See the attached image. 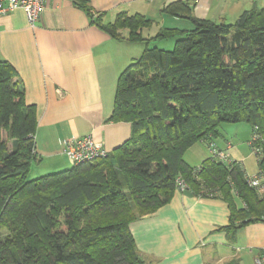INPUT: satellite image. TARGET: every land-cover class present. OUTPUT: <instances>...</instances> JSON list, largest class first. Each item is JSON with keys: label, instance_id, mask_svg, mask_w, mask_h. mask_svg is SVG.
<instances>
[{"label": "trees", "instance_id": "obj_1", "mask_svg": "<svg viewBox=\"0 0 264 264\" xmlns=\"http://www.w3.org/2000/svg\"><path fill=\"white\" fill-rule=\"evenodd\" d=\"M89 1L77 0L112 38L145 43L118 78L109 118L130 122L132 134L106 157L28 178L39 159L37 110L14 66L0 58V264H148L130 225L168 204L179 176L194 193L228 204L231 235L264 222V197L237 161L184 159L200 141L220 148L212 139L222 123L247 122L250 140L256 129L260 135L255 155L264 171V6L230 23L194 17L186 2H173L164 11L193 28L145 37L153 20L120 12L104 21ZM161 39H174V47H158Z\"/></svg>", "mask_w": 264, "mask_h": 264}, {"label": "crops", "instance_id": "obj_2", "mask_svg": "<svg viewBox=\"0 0 264 264\" xmlns=\"http://www.w3.org/2000/svg\"><path fill=\"white\" fill-rule=\"evenodd\" d=\"M177 1L186 2L194 17L230 23L256 2L90 0L89 6L92 14L100 13L104 21H113L120 12L141 13L153 20L145 29L155 27L154 30L148 33L143 30L145 37H152L163 27L193 28L190 19L164 11ZM127 33L124 30L125 36ZM144 48L143 41L112 38L93 22L88 10L77 0H46L33 26L22 8L0 17V58L14 66L25 87L26 101L37 110L36 163L48 160L39 174L73 166L64 151L69 140L91 134L112 151L131 136L130 122L109 118L120 74L141 56ZM233 127L235 135L221 132L212 140L223 149L230 142L231 160L244 162L250 152L243 148L241 140L251 136L252 127ZM219 137L221 140H216ZM207 142L192 145L184 159L192 166L199 165L211 155ZM242 163L240 166L247 175L250 172ZM229 223L230 209L222 199L203 197L190 189H176L168 204L135 220L130 228L148 264H231L235 260L243 264L236 242L249 250L255 263V257L264 254V222L239 227L234 235L226 229Z\"/></svg>", "mask_w": 264, "mask_h": 264}, {"label": "built area", "instance_id": "obj_3", "mask_svg": "<svg viewBox=\"0 0 264 264\" xmlns=\"http://www.w3.org/2000/svg\"><path fill=\"white\" fill-rule=\"evenodd\" d=\"M45 3L46 0H0V17L9 11L22 8L26 13L29 23L33 26L43 12ZM259 136L256 129L250 140L254 154L262 150L256 144ZM210 146L211 156L227 163L231 162L230 149L232 144L230 142L227 143L224 149ZM64 151L73 165H78L99 157H106L110 152L91 134H87L74 141H67ZM246 178L249 185L257 190L259 196L264 197V171L259 170L255 175L247 174ZM176 189L180 191L189 189L188 183L181 176L177 178ZM255 264H264V254L255 257Z\"/></svg>", "mask_w": 264, "mask_h": 264}, {"label": "rangeland", "instance_id": "obj_4", "mask_svg": "<svg viewBox=\"0 0 264 264\" xmlns=\"http://www.w3.org/2000/svg\"><path fill=\"white\" fill-rule=\"evenodd\" d=\"M255 4H257L259 7H263L264 6V0H256ZM253 6H254V4H252L250 7H253ZM234 21L235 20H233L232 22H234ZM154 28L155 27L149 28V29H145L144 33L151 32L152 30H154ZM174 44H175V40L174 39H161V40H157V43H156V45L158 47L164 48V49H172L174 47ZM236 125L251 127V125L249 123H247V122H236V123L227 122V123H222L220 125L219 129L223 133V135H232L233 136L236 133L235 127H233V126H236ZM241 133H243V129L242 128H241L240 134ZM3 136L6 139L7 138V133L4 132ZM250 137L248 138V136H247L243 140H241V141H244L243 145L245 147H243V148L246 149L248 152H250V156H249V158H247V160L244 158V162H243L242 159L241 160L238 159V163L239 164L242 163V162L245 163L246 166H247V171H249L251 173V174L250 173H248V174L255 175L259 171V167H258L257 157L253 153L252 148H251V146L249 144ZM216 140L220 141L221 137L217 138ZM234 141L237 142V138L236 137L234 138ZM209 143L210 142L208 141L207 142V146L208 147H209ZM9 145H11V142H9ZM204 146H206L205 143H204ZM188 152H191V151H188ZM230 153H232V149H231ZM47 163H48V160H45V159H43L41 161V163L40 162L36 163V161H35L33 163V165H32V168H31L30 172L28 173V178H34V177H37L39 175H42V174H39V173L42 172V168L44 166H46ZM191 163H193V162H191ZM50 173H52V172H50ZM235 247L239 248V251H237V253L241 257V261H242L243 264H255L254 260L252 258V255L249 253V250L246 247H244L242 245V243H240V242L237 243L236 242L235 243ZM246 250H248V253L246 252Z\"/></svg>", "mask_w": 264, "mask_h": 264}, {"label": "bare ground", "instance_id": "obj_5", "mask_svg": "<svg viewBox=\"0 0 264 264\" xmlns=\"http://www.w3.org/2000/svg\"><path fill=\"white\" fill-rule=\"evenodd\" d=\"M6 14V13H5Z\"/></svg>", "mask_w": 264, "mask_h": 264}]
</instances>
